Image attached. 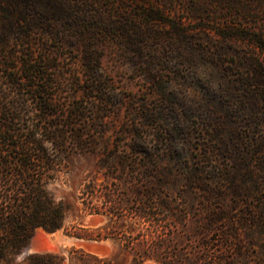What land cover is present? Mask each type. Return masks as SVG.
Here are the masks:
<instances>
[{
	"label": "rangeland",
	"instance_id": "1",
	"mask_svg": "<svg viewBox=\"0 0 264 264\" xmlns=\"http://www.w3.org/2000/svg\"><path fill=\"white\" fill-rule=\"evenodd\" d=\"M74 8L87 20L101 10L104 23L128 30L83 43L97 55L90 66L112 106L99 120L102 113L90 110L97 102L87 104L89 121L99 120L102 131L91 123L96 145L89 151L62 149L51 189L66 206L63 227L38 229L26 247L60 252L66 264H134L137 247L126 238L145 231L137 203L133 197L123 208L106 202L102 191L126 174L99 166H125L129 175L151 166L176 202L195 182H264V0H75ZM47 47L35 54L46 57L45 72L55 76V100L63 105L70 95L81 97L69 77L82 76L83 51L51 40ZM17 49L20 67L26 47ZM4 73L0 67V91L22 98L28 123L34 103ZM88 182L95 189L83 192Z\"/></svg>",
	"mask_w": 264,
	"mask_h": 264
},
{
	"label": "trees",
	"instance_id": "2",
	"mask_svg": "<svg viewBox=\"0 0 264 264\" xmlns=\"http://www.w3.org/2000/svg\"><path fill=\"white\" fill-rule=\"evenodd\" d=\"M74 3L0 0L3 80L15 89L22 87L35 107L26 123L20 113L22 98H8L0 91V264H66V256L60 252H32L21 259L18 255L38 229L55 232L63 227L66 206L51 189L62 169L56 166L61 163L62 149L66 144L82 151L92 149L96 142L89 136L90 127L93 124L101 132L98 121L112 106L98 73L90 66L97 55L91 45L83 43L89 37L120 36L128 27L104 23L98 9L87 20L88 15L74 8ZM36 33L59 47L83 51V77L76 72L69 77L70 87L81 90V97L70 95L63 105L55 100V76L45 72L46 57L35 54V48L44 52L49 40L38 41ZM18 44L26 47L21 68ZM91 101L97 104L90 105V110L102 113L97 121H89L87 104ZM44 119H48L47 125ZM46 141L51 143L50 150ZM99 167L126 174L116 178L113 188L102 191L106 202L123 208L127 197H133L137 203L145 231L126 238L128 245L137 247L132 252L134 264L146 260L159 264H264V182H195L180 190L181 201L176 202L163 182L156 181L151 166L139 174L133 169L130 175L125 166ZM88 189H95V184L88 182L83 192ZM188 195L195 199L188 200Z\"/></svg>",
	"mask_w": 264,
	"mask_h": 264
},
{
	"label": "water",
	"instance_id": "3",
	"mask_svg": "<svg viewBox=\"0 0 264 264\" xmlns=\"http://www.w3.org/2000/svg\"><path fill=\"white\" fill-rule=\"evenodd\" d=\"M27 254H29L28 249H27V247H24L19 256L23 257ZM151 264H159V263H151Z\"/></svg>",
	"mask_w": 264,
	"mask_h": 264
}]
</instances>
